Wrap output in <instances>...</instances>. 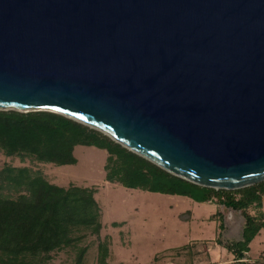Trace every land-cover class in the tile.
I'll use <instances>...</instances> for the list:
<instances>
[{
  "label": "water",
  "instance_id": "95a60500",
  "mask_svg": "<svg viewBox=\"0 0 264 264\" xmlns=\"http://www.w3.org/2000/svg\"><path fill=\"white\" fill-rule=\"evenodd\" d=\"M8 108L72 117L200 185L261 181L264 0H0Z\"/></svg>",
  "mask_w": 264,
  "mask_h": 264
},
{
  "label": "trees",
  "instance_id": "16d2710c",
  "mask_svg": "<svg viewBox=\"0 0 264 264\" xmlns=\"http://www.w3.org/2000/svg\"><path fill=\"white\" fill-rule=\"evenodd\" d=\"M77 144L106 149L104 178L128 187L180 194L197 201L210 200L216 194L221 203L237 209L251 204L262 206L264 179L234 189L200 185L173 174L155 162L127 148L108 134L62 113L46 110L0 109V147L7 155H31L56 164L75 163ZM95 185L67 186L49 181L40 171L28 166L0 167V264H33L27 255L48 253L71 244L73 228H101L100 206L94 196ZM187 216H189V210ZM245 223L240 239L226 245L234 261L243 260L249 241L264 226V210L243 213ZM101 259L107 254L99 243ZM82 247L79 256L84 252ZM209 264H220L211 262Z\"/></svg>",
  "mask_w": 264,
  "mask_h": 264
},
{
  "label": "rangeland",
  "instance_id": "374dc122",
  "mask_svg": "<svg viewBox=\"0 0 264 264\" xmlns=\"http://www.w3.org/2000/svg\"><path fill=\"white\" fill-rule=\"evenodd\" d=\"M74 154L77 157L75 163L56 164L37 160L31 155H7L0 147V167L7 164L28 166L57 184L97 187L94 196L100 206L99 232L94 233L89 227L78 225L71 232L76 236L71 244L48 253L27 255L26 259L31 263L240 264L234 261L233 251L226 246L237 240L239 231L233 232L226 228L231 224L230 219L239 227L243 220L242 214H255L258 210L256 205L251 204L237 211L221 204V212L220 208L208 203L201 204L187 195L128 187L104 178L106 149L77 144ZM212 200L221 203L218 194ZM190 208L193 209L192 220L185 218ZM216 210L218 214L210 218V213ZM225 223L226 228L222 229ZM262 236L260 234L254 240L250 256L264 250V243L260 242ZM100 241L107 247L103 260ZM82 247L85 250L79 256Z\"/></svg>",
  "mask_w": 264,
  "mask_h": 264
},
{
  "label": "crops",
  "instance_id": "0c3cea01",
  "mask_svg": "<svg viewBox=\"0 0 264 264\" xmlns=\"http://www.w3.org/2000/svg\"><path fill=\"white\" fill-rule=\"evenodd\" d=\"M76 146V145H75ZM74 151V150H73ZM197 201V200H196ZM199 203H201V204H210L211 206H213V207H216L217 209L218 208H220L221 209V212H223V210H222V208H221V206H219V205H221L222 203H220V204H218L217 202H215V201H213L212 199H210V200H203V201H199ZM258 210H264V199H263V201H262V206L261 207H258L257 208ZM187 210H189V216H185V218L186 219H188V220H192L193 219V209L192 208H190V209H187ZM186 211V210H185ZM184 211V212H185ZM218 210H216L215 212H213V213H210V218H212V216L214 215V214H218ZM181 213H183V212H181ZM180 213V214H181ZM231 214V213H230ZM230 222H231V224H229V227H227L226 228V223H225V227L223 228L222 227V229H229V231H233V232H236L237 230L239 231L240 229H238V228H241V227H243L244 226V221L242 220V223H240V226L238 227V225H237V223L236 222H233L231 219H230ZM222 224V223H221ZM223 225V224H222ZM260 234H262L263 236H262V239L260 240V242L261 243H264V226H262L258 231H257V233L253 236V238L249 241V248H248V250H246L245 251V256L243 257V260H245L246 262H255L254 264H264V250H261V251H259L256 255H254V256H250L249 255V252H250V249H251V245L253 244V242H254V240L260 235ZM241 237H240V235H239V237L237 238V239H240Z\"/></svg>",
  "mask_w": 264,
  "mask_h": 264
}]
</instances>
